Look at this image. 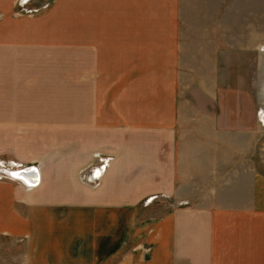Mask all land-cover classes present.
<instances>
[{
	"label": "crops",
	"instance_id": "obj_1",
	"mask_svg": "<svg viewBox=\"0 0 264 264\" xmlns=\"http://www.w3.org/2000/svg\"><path fill=\"white\" fill-rule=\"evenodd\" d=\"M13 1L0 0V25L9 23L8 11ZM70 2L72 22L48 41L71 43L53 48L70 50L59 56L71 59L72 64L76 58V72L93 66L96 70L83 72L79 81L65 78L71 83L60 84L53 94L48 93L45 104L59 102L60 106L65 100L74 105L83 101V116L65 119L69 124L63 126L29 124L17 128L25 137L61 140L54 145L45 140L43 146L40 141L41 152L22 155L39 162L38 184L16 199L23 204L19 216L11 205L6 206L1 217L7 220L0 224V232L12 233L13 237L27 236L23 244V253L27 254H22L27 255V261L23 264H215L225 252L228 257L224 263L235 264L236 242L242 241V237L248 240L254 230L244 225L245 216L251 211H264V172L258 173L252 163L238 168L236 150L237 157H228L230 167L222 166V115L217 109L189 129L191 121L183 118L184 103L178 100L172 102L164 116L150 115L153 110L159 111L157 102L147 101L151 91H159L156 78L149 88L143 87L142 76H136L122 88L108 77L111 65L121 64L124 57H144L154 68L158 57L170 56L161 53L165 39L158 35L157 27L142 33L141 27L146 25L141 19L140 1ZM32 40L28 36L0 35V90L23 84L36 68L33 63L26 65L21 58L53 52L44 45L30 44ZM156 72L150 71L149 78ZM96 78L99 80L94 81ZM97 88L103 90L104 97L100 104L104 115L99 121L107 126L102 127L94 125L98 122L93 114L87 118V112L97 103L95 94L88 90ZM3 92L0 91V106L29 105L23 99L18 102L19 97L16 101L8 95L4 97ZM106 96H110L111 102ZM214 97L218 102L215 106L220 105L217 83ZM104 107L112 113L102 112ZM61 111L55 112L56 121H62L58 119ZM22 113L27 115L22 114L23 120L29 121L30 113ZM224 131L237 138L236 125ZM65 141L71 145L69 150H63ZM96 152L113 156L97 185L81 178L85 167L95 163ZM239 181H245L246 190L251 192L245 198L246 205L237 202ZM222 187L229 192L220 193ZM156 193L186 198L194 204L143 209L142 199ZM207 196L221 204L210 206L205 202ZM222 203H229L224 210L228 213L224 226L217 223L224 214ZM147 211L150 216H143ZM252 238L253 235L245 243L247 264L253 259L249 251ZM216 249L219 251L215 255Z\"/></svg>",
	"mask_w": 264,
	"mask_h": 264
},
{
	"label": "rangeland",
	"instance_id": "obj_2",
	"mask_svg": "<svg viewBox=\"0 0 264 264\" xmlns=\"http://www.w3.org/2000/svg\"><path fill=\"white\" fill-rule=\"evenodd\" d=\"M136 1L141 3L140 15L146 25L141 27L142 33L157 27L158 35L165 39L161 44V53H167L170 56L158 57L156 59L157 66L154 68L150 67L144 57H124L121 59V64L111 65L108 77L122 88L126 87L136 76H142L143 87L149 88L156 78V86L159 87V91L167 88L168 90L167 93L151 91L147 96L148 102L159 104V111L153 110L150 115L164 116L172 102L175 103L178 100L180 103H184L183 118L191 121L189 129H193L194 124L201 123L199 119L210 114L213 115L214 109H217L222 115V166L225 164L226 167H230L228 157L232 155L237 157L238 154V168L252 163L258 173H263L264 0ZM76 7L77 5L74 8ZM71 9L70 0H15L12 8L8 11L9 23L5 25L2 22L3 25H0L2 37L6 35L28 36L33 39L29 42L30 44H41L53 50L52 53H45L41 56H23L24 58L20 60H23L26 65L33 63L32 66L36 67L30 71L28 80L17 87L10 86L0 90L4 91V97L8 95L14 98V101L19 97L18 102L21 103L20 100L23 99V103L29 104L15 105L13 103L9 106H0V120L2 121L0 122V224L7 220V217H1L6 212V206L11 205V208H14L19 216L23 204L19 202L20 200L17 202L16 199L20 198L26 189L37 187V185L32 188L27 187L22 181L14 178L15 175H11L12 171H19L27 166L34 167L39 173V162L33 158H22V155L33 156L41 152L40 141L43 146L45 140L50 142L49 145H54L55 141L59 143L61 140L25 137L21 134L23 132L18 131L17 128L21 126L25 128L29 124L44 126L60 124L63 126L69 124V121H65V119L83 116L84 108L81 104L83 101L74 105L66 104L65 100H62L60 106H58L59 102L49 106L45 104L48 100L47 94H53L60 84L71 83L73 80L79 81L84 77L83 72L88 69L96 70L93 66L76 72V58L73 57L75 64H72L73 61L70 63L71 59L59 56L70 52V50L57 51L53 48L54 46H68L71 43L62 44L48 41L58 32L65 30L68 23L72 22V16L69 15ZM0 16L3 18V15ZM146 29L147 31H145ZM171 38L173 41H169ZM71 51L75 53L73 50ZM115 60L118 61V59ZM154 69L157 70L156 74L152 73L149 78V72ZM116 70L119 71L118 74H116ZM65 78L71 79V82H66ZM97 80L99 78L94 81ZM216 83L217 90L219 89L220 92L221 104L215 106V103H218L215 102L214 97V84ZM24 87H27V90H23ZM176 87L178 90L175 89ZM92 90L88 91L90 94H95L97 103H94L87 112V118L93 114L98 122L94 125L107 126L106 122L99 121L104 115L100 108L104 98L103 90L98 88ZM111 92L109 91V94ZM165 94L168 95L167 102ZM106 97L111 102L110 96ZM9 101L10 99H5V102ZM23 110L30 113L29 121L23 120ZM60 110L62 111L61 114L58 113V119L62 118V121H56L55 112H60ZM102 112L112 113L108 107L102 108ZM6 113H13V115L9 116ZM5 114L7 116H4ZM7 118H12V120L7 122ZM76 124L71 122V125ZM235 125L238 129L236 139L233 133L224 131L234 129ZM206 129H208L207 124ZM250 130L253 132L251 133ZM66 142H62L63 150L70 149L71 145ZM235 150L237 151L236 155L234 154ZM112 159V155L96 152L95 163L85 167L81 178L94 183L88 180V175L93 172L95 167L104 163L101 178ZM100 178L95 181V185L100 182ZM247 185L245 181H239L237 187V202L243 205L248 203L245 200L246 196H251V192L246 190ZM221 190L223 191L220 193H224L226 189L224 190L222 187ZM205 202L210 206L221 204L209 200L208 196ZM140 204L143 209L155 206L158 209L167 207L173 209L193 206L194 203L186 198L179 199L173 195L156 193L143 198ZM222 204L224 209L221 211L224 212L229 203ZM227 214L224 212L221 219L217 218L219 221L217 223H223L221 226H224ZM143 216L150 215L147 211V214H143ZM244 225H249L254 229L251 234L253 238L250 240L254 245L249 242V251L253 254L250 264H264V211L249 212L248 216H245ZM2 231L4 232V230ZM3 232H0V264H23L27 261V255L22 256V254H27L23 253V244H25L27 236L13 237L12 233ZM251 235L248 240L242 237L240 238L242 241L236 242V246L233 248L237 256V258H233L235 264L249 263L245 255L247 252L245 243L249 241ZM218 251L216 249L215 255ZM226 254L227 252L217 257L215 264H225L224 259L228 257Z\"/></svg>",
	"mask_w": 264,
	"mask_h": 264
},
{
	"label": "built area",
	"instance_id": "obj_3",
	"mask_svg": "<svg viewBox=\"0 0 264 264\" xmlns=\"http://www.w3.org/2000/svg\"><path fill=\"white\" fill-rule=\"evenodd\" d=\"M25 168H28V169H30V171H31V168L33 169V171H31V172H34V171H36V169L34 168V167H25ZM103 168H104V163H101L100 165H99V167H95L94 169H93V172H91L89 175H88V180L89 181H92V182H94V183H96L95 181H97V180H99V178H100V175H101V173H102V170H103ZM11 172V171H10ZM9 172V173H10ZM37 172V171H36ZM11 175H14L12 172H11ZM35 177V176H34ZM24 184L26 183V182H23ZM30 184V185H29ZM38 184V178H31V180L28 182V183H26V185H27V187H34V186H36ZM32 185V186H31Z\"/></svg>",
	"mask_w": 264,
	"mask_h": 264
},
{
	"label": "bare ground",
	"instance_id": "obj_4",
	"mask_svg": "<svg viewBox=\"0 0 264 264\" xmlns=\"http://www.w3.org/2000/svg\"><path fill=\"white\" fill-rule=\"evenodd\" d=\"M31 171H33V169H31ZM31 171L28 168H23L19 171H12V173L15 175L14 178L19 179L22 182L28 183L31 180L32 176H33V178H34V176L37 178V176L40 174V173L36 172L37 170L34 172H31Z\"/></svg>",
	"mask_w": 264,
	"mask_h": 264
},
{
	"label": "water",
	"instance_id": "obj_5",
	"mask_svg": "<svg viewBox=\"0 0 264 264\" xmlns=\"http://www.w3.org/2000/svg\"><path fill=\"white\" fill-rule=\"evenodd\" d=\"M35 178V177H34ZM32 179H33V176H32Z\"/></svg>",
	"mask_w": 264,
	"mask_h": 264
}]
</instances>
